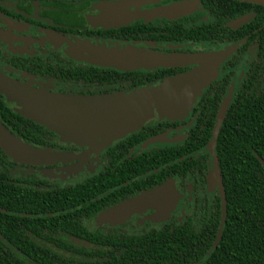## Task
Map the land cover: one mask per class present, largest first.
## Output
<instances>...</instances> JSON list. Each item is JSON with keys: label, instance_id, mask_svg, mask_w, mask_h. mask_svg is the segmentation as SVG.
<instances>
[{"label": "trees", "instance_id": "trees-1", "mask_svg": "<svg viewBox=\"0 0 264 264\" xmlns=\"http://www.w3.org/2000/svg\"><path fill=\"white\" fill-rule=\"evenodd\" d=\"M199 2L207 18L189 29L175 28L167 40L236 47L222 63L216 79L197 97V126L193 133L198 132V140L194 142L193 138V149L211 141V130L231 82L230 75L241 61L246 63L213 141L225 199V220L215 248L210 249L220 218L217 195L211 200L195 195L194 218L188 216L182 222L165 224L137 236L111 235L108 233L112 231L90 230L84 224V219L103 213L135 192L154 187L156 174L147 181L121 185L158 166L166 172L169 165H162L154 153L130 163L128 168L123 165L112 174L108 168L106 173L80 185L44 194L32 188L31 185L41 182L31 175H8L10 164L0 149V264H264V169L256 158L264 164V6L234 0ZM247 13H251V18L245 24L236 29L227 26L230 19ZM179 21L165 25L171 28ZM178 72L179 68L161 70L155 80ZM146 76L149 78L110 76L108 83L117 84L119 90L154 81L153 73ZM83 79L101 80L97 76ZM2 124L6 128V124L10 125L9 134L25 141L31 149L55 147L49 142L50 128L10 112L0 100L3 127ZM138 138L137 142L142 139ZM114 151L115 148L110 149ZM160 153L162 159L168 160L174 150ZM200 167L203 174L204 164ZM109 187L119 188L101 195ZM74 239L97 247H77Z\"/></svg>", "mask_w": 264, "mask_h": 264}, {"label": "flooded vegetation", "instance_id": "flooded-vegetation-1", "mask_svg": "<svg viewBox=\"0 0 264 264\" xmlns=\"http://www.w3.org/2000/svg\"><path fill=\"white\" fill-rule=\"evenodd\" d=\"M122 1L124 0H0V78L5 77L50 95H78L77 97L99 95L91 97H102L115 94L112 92L124 93L146 86H155L165 78L194 67V65H171L149 68L139 64L137 59L142 55L183 56L223 48H220L218 44L212 45L207 42L167 40L172 36L175 28L176 30L189 29L194 23L207 18L199 0H147L112 7ZM182 1H196V4L190 9L191 12L178 18L165 19L145 14ZM244 15L251 16V13ZM241 16L230 19L227 26L230 29H236L243 25L231 27V23ZM178 20L181 21L171 28L165 25ZM241 65L245 67V61H241L230 75L231 82L225 96L229 89H232V95L238 85L244 72V70L242 73L239 71ZM172 68H179V72L161 80H155V75L159 71ZM148 73H153L154 81L150 79L144 85L116 90L117 84L108 83L110 76L116 79L129 77L148 79L149 77L146 76ZM96 76L101 80L86 82L83 79L86 77L93 79ZM108 92L111 94H107ZM104 93L107 95H102ZM15 94L6 90L0 82V100L5 108L22 118L30 119L26 110L29 106L23 98ZM7 98L12 99V105L8 103ZM196 100L186 110L187 115L184 118L151 121L104 147L101 146L106 140L104 137L84 143L72 141L67 143L60 141L58 135L52 131L49 142L55 147L41 149L48 148L54 152H61L66 159L43 165L20 164L8 159L10 166L7 173L12 178L31 175L41 182L38 185H31L33 189H40L44 194L55 193L58 189L65 190L91 180L100 173H106L108 168L112 170L108 172L111 174L123 165L128 168L130 163L136 162L148 153L149 155L154 153L162 165H169L167 171H161V166H158L130 177V182H123L121 185L127 186L132 181H147L152 178L151 175H158L154 181V187L139 190L110 208L161 186H172L164 194L167 203H172L174 197L176 200L167 218L152 222L151 217L155 212L154 209L148 208L114 221L104 214L106 210L84 219V224L90 230L101 228L103 233L112 231L108 233L111 235L137 236L165 224L182 222L188 216L194 218L195 195L198 199L206 198L207 200H211L214 195L218 196L217 188L213 187L217 184L209 175L207 148L211 141L199 149H193L192 145L193 138H195L194 142L198 140V132L193 133L198 116V111L194 110ZM26 102L32 106L38 105L31 103L34 101ZM53 106L57 107V105ZM41 107H45L44 110H50L47 104ZM6 126L4 130L8 134L11 133L9 131L11 126L8 124ZM138 136L142 139L137 142ZM19 141L25 145V148H29L25 141L20 139ZM111 148H115V151L110 152ZM167 150H174V153L170 154L171 159H162L160 152ZM203 157L204 160H200ZM202 164H204V173L200 174ZM18 165L23 172L16 176L12 174V171L17 169ZM38 170L41 172H37ZM100 184L105 186L102 182ZM118 188L104 189L101 195L113 193ZM139 188H146V186ZM171 193H175V196ZM139 224L141 225L138 226ZM135 228L139 230L137 233ZM66 239L70 240L68 236ZM73 242L77 247L94 248L96 246L79 239H74Z\"/></svg>", "mask_w": 264, "mask_h": 264}, {"label": "water", "instance_id": "water-1", "mask_svg": "<svg viewBox=\"0 0 264 264\" xmlns=\"http://www.w3.org/2000/svg\"><path fill=\"white\" fill-rule=\"evenodd\" d=\"M142 1L147 0H124L112 5V7L126 6ZM234 1L264 6V0ZM195 4L196 1L176 2L145 14L150 17L175 19L191 12L190 9L194 8ZM250 17V15H243L235 19L231 23V27L235 28L246 23ZM235 47L236 45L232 44L216 51L183 56L142 55L137 59L139 64L149 68L171 65H194V67L186 72L165 78L155 86H146L129 92L102 97L50 95L30 89L5 77H1L0 82L6 90L16 93L18 97L24 99L23 101L29 106L27 115L32 121L50 128L51 131H59L69 135L70 140L74 143H84L104 137L106 140L101 144L104 147L111 141L130 134L146 123L171 118L181 111L187 110L201 92L215 80L220 65L234 51ZM231 92L232 89H229L218 107L211 134V143L207 148L209 175L211 180L217 184L213 187L217 188L220 201L218 230L210 249L215 248L225 220V199L220 184L213 141L218 134V128L230 102ZM25 99L34 101L31 103L38 105L32 106ZM44 104H47L50 110H44L45 107H41ZM53 105H57V107ZM16 140L19 141V139L9 135L0 125V142L2 144L4 141L8 143L7 147L0 146V149L16 162L27 165H43L66 159L63 153L54 152L48 148H19L16 145ZM256 158L264 169L261 159ZM168 188L171 189L172 186H161L158 189L143 193L130 201L122 202L108 209L104 214L114 221H119L125 216L138 213L140 210L152 208L155 212L151 217L152 222L165 220L176 201L175 197L170 204L165 200L166 195L164 194ZM171 194L175 196V193Z\"/></svg>", "mask_w": 264, "mask_h": 264}, {"label": "rangeland", "instance_id": "rangeland-1", "mask_svg": "<svg viewBox=\"0 0 264 264\" xmlns=\"http://www.w3.org/2000/svg\"><path fill=\"white\" fill-rule=\"evenodd\" d=\"M244 66L243 65H241L240 66V69H239V71H241V73H242V71L244 70ZM7 100H8V98H7ZM12 99H10L9 98V100H8V103H10L11 105H12V101H11ZM24 106V105H23ZM25 109V108H24ZM27 110V109H26ZM187 115V111L186 110H183V111H181L180 113H178L177 115H175V116H173V117H171L170 119H180V118H184L185 116ZM55 132V134L56 135H58V138L60 139V141L62 140V141H65V142H71V140H70V137H69V135H67V134H63V133H61V132H59V131H54ZM17 141V143H16V145H18L19 146V148H22V149H25V145L23 144V143H21L20 141H18V140H16ZM0 146L1 147H7L8 146V143L7 142H5L4 141V143L2 144L1 142H0ZM7 158L9 159V160H11V161H15L14 159H12L11 158V156L9 157V156H7ZM18 162V161H17ZM18 163H20V162H18ZM20 164H23V163H20ZM23 169L21 168V166L20 165H18L17 166V169H14L13 171H12V174L13 175H20V174H22V171ZM37 172H41L40 170H38ZM39 177L41 176V175H38ZM141 224H139L138 226H140ZM139 230H138V228H135V232L137 233Z\"/></svg>", "mask_w": 264, "mask_h": 264}]
</instances>
